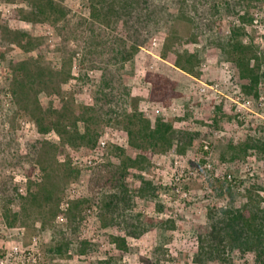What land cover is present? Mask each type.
I'll list each match as a JSON object with an SVG mask.
<instances>
[{"label": "rangeland", "instance_id": "obj_1", "mask_svg": "<svg viewBox=\"0 0 264 264\" xmlns=\"http://www.w3.org/2000/svg\"><path fill=\"white\" fill-rule=\"evenodd\" d=\"M53 1L65 9L67 25L54 26L28 15L31 10L26 0H0V25H7V29H0V186L11 181L19 187L17 202L10 208L17 209L16 218H12L13 213L6 217L0 193V264H257L252 252L231 249L221 244L223 238L220 243L208 242L204 235L214 226L223 227L232 215L242 211L249 194L252 205L264 210L262 152L251 150L236 160L221 158L229 144L246 139L264 144V78L257 87L258 96L245 93L234 62L220 55L212 44L218 36L225 39L232 29L243 27V43L252 47L263 64V3L249 8L238 5L229 13L221 7L222 18L214 19L215 28L195 30L203 34L193 42V32L171 33L173 18L158 28L151 26L148 42L122 65L112 61L109 43L110 39L124 37L120 22L115 20L108 27L93 22L89 0ZM151 2L162 13L166 7L178 15L176 0ZM22 9L25 12H20ZM246 12L252 21L243 24L241 17ZM256 12L262 15L258 26L253 22ZM11 31L26 32L35 38L37 50H22ZM167 37L174 56H196L198 65L193 75L161 58ZM108 59L113 69L122 66L119 75L129 89L128 99L123 97L97 109L95 122H99L92 127L98 130L99 138L94 148H84L77 142L66 148L64 157L56 153L50 183L55 195L62 196L57 216L54 201L44 209L36 202L27 204L29 192H36L35 184L45 179L38 159L26 157L27 144L33 140L60 141L53 130L45 135L38 133L32 116L35 99L46 114V124L52 115L47 112L49 105L52 112L61 104L72 111L94 107L96 99L108 91L101 84V68ZM22 60L33 69V77H21L26 84L25 96L14 95L13 87L15 74H20L16 63ZM148 71L176 83L177 96L168 105L150 99L151 86L143 80ZM68 73V81L62 82ZM59 84V94H53L52 89ZM114 87L113 92L118 93V87ZM132 113H142L148 119L160 115L172 120L177 130L201 136L181 152L176 147L160 151L141 142L142 158L124 177L130 190L128 198L118 210L108 211L105 202L117 191L116 184L109 180L110 173L116 175L120 165L111 151L115 146L129 149L127 129L132 122L127 115ZM77 125L83 132V122ZM131 151L135 156L140 150ZM66 158L71 170L61 166ZM89 159L95 163L88 165ZM72 201H80L74 218L63 214L66 204ZM121 239L125 240L124 246L119 243ZM86 241L88 246L81 254ZM210 246H217L219 253L207 257L202 247L209 251Z\"/></svg>", "mask_w": 264, "mask_h": 264}, {"label": "trees", "instance_id": "obj_2", "mask_svg": "<svg viewBox=\"0 0 264 264\" xmlns=\"http://www.w3.org/2000/svg\"><path fill=\"white\" fill-rule=\"evenodd\" d=\"M264 0H176L175 6L178 15L175 16L165 7L163 13L158 11L159 7L155 6L151 0H89L90 2V16L91 20L101 26H110L113 21L120 22L123 27L124 37H115L109 40L111 42V50L113 53V60L118 64H124L129 62L137 53L144 47L152 35L153 26L158 28V25H166L170 20L175 19L174 25L171 29V33L176 34L177 31L189 35L193 32L192 42L196 40L198 36L203 33H194L197 29L205 28L204 30H213L216 26L214 19L221 20L220 9L223 7L225 13H229L235 10L238 5L245 6L247 8L262 4ZM29 4L30 10L28 15L32 17H40L46 22H51L54 26L62 23L61 26L67 25L69 20L65 9L59 3L53 0H26ZM20 12H25L23 9ZM158 12L160 17L157 16ZM210 13V14H209ZM25 20H32L29 17H24ZM242 23L251 22L252 18L249 17V13L241 17ZM158 23V24H157ZM7 29V25L1 22L0 29ZM151 27V28H150ZM94 26H92V29ZM94 31V30H93ZM245 29L243 27H237L232 29L230 36L223 39L221 35L212 43L213 47L219 52L220 55L228 57L236 65V72L239 77L244 81L243 90L245 93L251 96H258V89L261 80L264 78V62L261 63L259 57L253 53L252 47L246 45L242 41V35ZM14 35L17 46L22 50L33 52L37 50L35 46L36 39L30 36L26 32L11 31ZM169 34V36L171 35ZM171 38V36H170ZM170 38L167 37L163 46L161 58L166 62L172 64L176 68H179L187 74H194V68L198 65V59L195 55H181L175 53V56L171 53L172 45H170ZM22 39H28L23 41ZM23 42H26L23 45ZM26 47V48H25ZM35 48V49H32ZM174 56V57H173ZM254 61V63H252ZM28 61L22 60L16 63V70L20 72L19 75L13 78V87L16 89L14 95L20 94L25 96L27 94L26 84L21 77L31 78L33 77V69H29L27 66ZM37 63V61H35ZM113 63L111 59L103 62L101 68V84L104 87L101 97L96 99L94 107H79L77 111H72L67 105L61 104L52 112V106L49 105L48 113L52 114L50 122L46 124V114L41 111L37 98L35 99V113L32 115L33 120L36 122L37 131L41 135H45L53 130L60 138L58 143H50L48 141L33 140L27 144L26 157H34L38 159V163L41 166V170L45 175L43 183H36V192H29L27 199L29 204L36 202L38 207L44 209L54 201L55 215L59 211L62 196L55 195L53 191L52 183L53 171L51 166L53 163H57L56 153L60 152L61 156H65V151L68 146H75L78 142L84 148H94L98 142L99 134L96 128H93V124L98 117H96L97 109H104L111 102L117 101L126 97L128 99L130 92L123 85V80L119 75V71L122 68H112ZM34 68L37 70L38 66ZM263 70V71H262ZM69 79V73L63 78L62 82H67ZM143 80L150 84L151 89L149 91L150 99L160 102L164 105H168L170 100L177 96L176 83L171 79L152 71H148ZM114 85L118 87V93H114ZM54 88V87H53ZM42 91L46 89H41ZM52 93L58 95L60 92V84L55 89H52ZM41 91V92H42ZM120 92L122 96H120ZM120 94V95H119ZM124 100V99H123ZM126 102V100H125ZM38 109V113L36 112ZM112 110V109H108ZM71 114V115H69ZM127 119L132 122V127L127 129L130 137L129 149L122 147H112L111 153L117 156L120 160V165L117 167L116 175L110 173L109 180L114 182L117 188L116 192L109 195V199L105 202L106 210L119 209V204L125 202L130 192L127 185L124 184V177L128 174L130 169L138 166L139 159L142 158V143L146 141L149 145L157 148L160 151H166L173 147H176L178 151H183L185 148L193 146L196 139L201 135L196 132L180 131L177 130L172 120H166L160 115H154L152 119H148L142 113H132L127 115ZM136 121V123L133 122ZM82 121L84 130L81 132L78 129V122ZM137 141H139L137 143ZM131 150H140L135 156L132 155ZM251 150H258L264 155V144L252 141L244 140L236 145L229 144L226 150L221 154V158L229 157L230 160H236L244 158L249 154ZM63 167L69 168L70 161L68 158L64 159ZM70 169V168H69ZM71 170V169H70ZM31 185L28 184L27 188ZM18 185L12 183H4L0 186L1 198L5 203L4 211L6 217L13 213L12 218H16L17 209H10L17 202L18 197ZM55 196L57 198L55 199ZM80 201H72L66 204L64 213L69 217L75 215V210ZM253 199L251 194L248 196V202L242 211H237L235 215H232L230 220L223 225V227H212V230H208L204 235L206 241L218 240L219 243L222 238L226 245L231 249H236L239 252L250 251L254 255V259L257 264H264V210L258 205H252ZM27 206V205H26ZM254 206V207H253ZM57 216V215H56ZM74 218V217H73ZM12 224V223H10ZM211 237V239L209 238ZM216 241H214L216 243ZM119 242V241H118ZM122 246L125 245V240L121 239ZM118 243L119 247L121 245ZM81 254L85 253V248L88 246V242H84ZM215 245V244H214ZM225 246V245H224ZM204 249V250H203ZM202 250L207 257L219 253L217 246H210L209 251L206 247H202ZM3 258V255H0ZM94 264H110L109 261H99Z\"/></svg>", "mask_w": 264, "mask_h": 264}, {"label": "built area", "instance_id": "obj_3", "mask_svg": "<svg viewBox=\"0 0 264 264\" xmlns=\"http://www.w3.org/2000/svg\"><path fill=\"white\" fill-rule=\"evenodd\" d=\"M263 8H264V1H263ZM261 13H259V12H256L255 14H254V19H253V22H254V24H255V26H258L259 25V22H260V19H261ZM260 85H261V83H260ZM259 85V86H260ZM263 85V87H264V84H262ZM99 144H101L102 146H104L105 145V142H103L102 140H100L99 141ZM206 148H207V146H206ZM95 162L92 160V159H89L88 161H87V164L88 165H92V164H94Z\"/></svg>", "mask_w": 264, "mask_h": 264}]
</instances>
